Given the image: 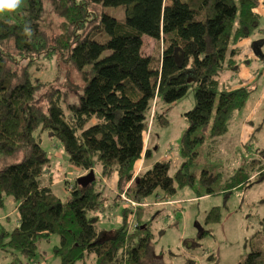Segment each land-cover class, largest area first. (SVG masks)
Wrapping results in <instances>:
<instances>
[{
  "label": "trees",
  "instance_id": "1",
  "mask_svg": "<svg viewBox=\"0 0 264 264\" xmlns=\"http://www.w3.org/2000/svg\"><path fill=\"white\" fill-rule=\"evenodd\" d=\"M166 1L23 0L17 11L0 14V207L12 198L19 215L14 231L0 228V249L12 264L19 257L18 264L21 257L29 264L39 241L53 235L60 239L54 255L61 264H150L153 232L145 224L128 226L126 209L119 230L97 228L103 200L96 180L88 186L79 178L67 181L66 202L42 183L50 158L38 130L61 143L77 171L100 167L105 178L117 174L119 189L134 179L128 195L141 203L157 189L170 198L177 188H195L200 148L207 144L214 157L234 114L247 105L252 89L220 88V74L236 68L233 45L261 30L256 9L264 0ZM47 3L62 19L55 36L43 25ZM145 37L160 44L159 53L144 52ZM48 57L55 58L53 81L33 71ZM191 90L195 106L185 113L181 168L171 175L167 160L135 176L149 120L169 123L160 102L176 104ZM254 146L246 145L241 166L225 182L217 170H202L197 197L222 194L227 201L263 180L264 147L247 157ZM221 217V207H214L206 223ZM261 224L239 264H264V218Z\"/></svg>",
  "mask_w": 264,
  "mask_h": 264
},
{
  "label": "rangeland",
  "instance_id": "2",
  "mask_svg": "<svg viewBox=\"0 0 264 264\" xmlns=\"http://www.w3.org/2000/svg\"><path fill=\"white\" fill-rule=\"evenodd\" d=\"M45 6L43 25L49 30L48 33L55 36L59 33L62 19L58 17L50 3ZM116 14L120 16L122 11L117 10ZM160 47V44L156 46L152 38H144L146 54L159 53ZM234 57L236 68L226 67L220 74V88L224 86L228 89H237L242 87H237L240 82H245L250 84L247 88L254 89L247 105L234 114L229 133L218 141L219 147L214 157L211 156L207 144L200 148L198 164L193 168L197 177L195 188H177L176 194L170 198L166 197L162 190L157 189L145 201L139 203L128 195L134 179L130 183H124L122 189H119L117 174L105 178L101 175L100 167L94 169L95 187L102 193L103 200L101 208L95 214L97 228L101 232L119 230L122 227L123 210L126 209L128 226L133 228L138 224H145L153 232L154 239L149 249L150 264H184L188 260H193L195 264H239L251 250L249 245L247 246L248 241L255 234L262 232L264 179L255 182L251 187L235 191L227 201L222 194L198 198L195 191L200 188L199 177L202 170H217L225 182L241 166L247 144L255 145L250 149L251 154H247L248 158L252 157L255 150L264 147V79L260 74L257 81L250 83L245 81L247 79L244 75L241 76L243 79L240 78V62L247 56L237 49ZM40 61L41 69H33L34 75L43 81H53L57 76L55 58L48 57ZM257 67L255 64L251 68ZM194 106L195 96L192 90L176 104L165 105L160 102V107H163L164 111L168 110L169 123L161 126L157 122L154 123V119L150 117L152 120H149L141 160H145L146 157L148 159L155 143L158 152L166 155L172 162L171 175L181 168L183 160L180 155V141L188 127L185 113ZM254 106L256 109L251 114L248 107ZM151 115L153 116V113ZM35 136H40L41 144L50 158V164L41 181L43 184H50L55 194L66 202L69 195L66 189L67 181L73 183L85 176L86 172L77 171L70 165L61 143L47 131L41 134L38 130ZM143 171L138 169V175ZM17 205L12 198L5 200L4 206L0 207V228L12 232L19 226ZM214 207H221V220L207 224V215ZM59 244L58 235L51 236L50 240L39 241L37 256L29 264H61L60 259L54 255V248ZM19 259L15 264L21 263ZM21 260L26 264V259L21 257ZM0 264H12V257L6 256V252L1 249Z\"/></svg>",
  "mask_w": 264,
  "mask_h": 264
},
{
  "label": "crops",
  "instance_id": "3",
  "mask_svg": "<svg viewBox=\"0 0 264 264\" xmlns=\"http://www.w3.org/2000/svg\"><path fill=\"white\" fill-rule=\"evenodd\" d=\"M256 12L260 16V28H261V30L257 31L255 33V35H253V37L244 39L242 41L237 42L235 45H233L234 49H236V50L239 49V51H241L243 55L247 56L246 58H244L243 62H240V64H241L240 65V68H241L240 78L243 79V77H241V76L244 75V78L247 79L245 81H247L248 83L253 82V81H257L259 79V77L257 78L258 74H260L262 76V78L264 79V54H263L264 53V3H260V5L256 9ZM257 48H260L261 54L256 53ZM255 64H257L258 67L256 69L251 68ZM245 84H247V83L240 82V84L237 87H241V86L247 87L248 85H250V84H247V85H245ZM251 89H254V88H251ZM263 96H264V94H263ZM254 109H256L255 106L254 107H248V110L251 114L255 111ZM155 146L156 145L154 143V145H152L153 151H152V153H150L148 155V159H146L147 158L146 157L145 160L144 159L140 160L139 163L143 162L144 164H140V165H139V163L137 164V169H136L137 175H138V169L143 171V170H146L148 168H151L157 162H162V161L168 160L167 156L159 153L158 148ZM146 151H148V149ZM138 167H140V168H138Z\"/></svg>",
  "mask_w": 264,
  "mask_h": 264
},
{
  "label": "clouds",
  "instance_id": "4",
  "mask_svg": "<svg viewBox=\"0 0 264 264\" xmlns=\"http://www.w3.org/2000/svg\"><path fill=\"white\" fill-rule=\"evenodd\" d=\"M22 3L23 0H0V14L5 12H15L20 8ZM24 32L25 34L30 35V30L27 26L24 28Z\"/></svg>",
  "mask_w": 264,
  "mask_h": 264
},
{
  "label": "water",
  "instance_id": "5",
  "mask_svg": "<svg viewBox=\"0 0 264 264\" xmlns=\"http://www.w3.org/2000/svg\"><path fill=\"white\" fill-rule=\"evenodd\" d=\"M256 53L261 54L260 48L256 49ZM95 180H96V177H95L94 171H90L87 175L80 177L78 179V183L81 186H88L89 184H91Z\"/></svg>",
  "mask_w": 264,
  "mask_h": 264
}]
</instances>
